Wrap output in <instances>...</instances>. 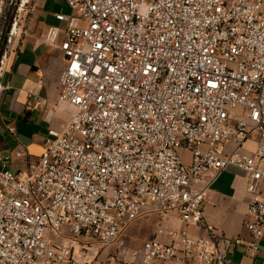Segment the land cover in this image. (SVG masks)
Returning a JSON list of instances; mask_svg holds the SVG:
<instances>
[{
  "label": "built area",
  "instance_id": "1",
  "mask_svg": "<svg viewBox=\"0 0 264 264\" xmlns=\"http://www.w3.org/2000/svg\"><path fill=\"white\" fill-rule=\"evenodd\" d=\"M65 1L70 13L55 14L64 27L41 40L62 53L58 102L72 114L20 173L0 154V264H232L244 244L257 254L264 0ZM230 166L247 180L249 242L204 222L208 190ZM170 214L181 228L138 246L120 240L136 220ZM203 224L205 236L191 234ZM95 246L105 255L91 256Z\"/></svg>",
  "mask_w": 264,
  "mask_h": 264
},
{
  "label": "crops",
  "instance_id": "2",
  "mask_svg": "<svg viewBox=\"0 0 264 264\" xmlns=\"http://www.w3.org/2000/svg\"><path fill=\"white\" fill-rule=\"evenodd\" d=\"M47 1L43 0L38 10L39 21ZM57 13L63 12L52 11L48 14L50 23H40L43 30L40 39L28 40L11 49L0 75V154L10 157L7 164L14 173H20L42 154L49 129H62L72 114L71 106L58 102L59 75L64 66L62 53L41 40L50 25L63 23L56 19ZM35 97L46 98L48 103L35 106ZM258 140V137L248 140L245 150L254 151ZM18 150L25 151V155L17 157ZM249 198L244 172L234 166L228 167L208 190L204 203L205 224L214 226L219 234L239 235L249 242L250 233L245 227ZM205 224L190 227L191 234L205 236ZM161 227L179 229L182 223L175 214H170L163 218ZM156 236L153 234L151 238ZM158 238L169 240L165 236ZM258 246L255 255L248 252L246 244L231 249V263L264 264V236Z\"/></svg>",
  "mask_w": 264,
  "mask_h": 264
},
{
  "label": "rangeland",
  "instance_id": "3",
  "mask_svg": "<svg viewBox=\"0 0 264 264\" xmlns=\"http://www.w3.org/2000/svg\"><path fill=\"white\" fill-rule=\"evenodd\" d=\"M43 0H0V61L3 56H8L11 49L17 48L28 40H38L41 38V24L50 23L48 14L54 11L70 13V9L64 0H48L43 9L42 17L38 18V10ZM59 26L64 27L63 23ZM13 28L15 34L10 35ZM10 39V41H9ZM5 61L7 58L4 59ZM186 163L191 162V153L186 149L179 150ZM164 217L159 215H147L133 222L120 236V240L132 246H138L144 241L150 239L153 234L158 233L161 227V221ZM105 255L99 246L91 251V256Z\"/></svg>",
  "mask_w": 264,
  "mask_h": 264
}]
</instances>
